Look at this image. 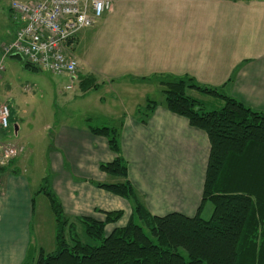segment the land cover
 Listing matches in <instances>:
<instances>
[{
  "label": "crops",
  "instance_id": "obj_1",
  "mask_svg": "<svg viewBox=\"0 0 264 264\" xmlns=\"http://www.w3.org/2000/svg\"><path fill=\"white\" fill-rule=\"evenodd\" d=\"M77 41L87 43L89 59L83 57V64L98 83L103 77L160 81L164 76H189L199 84L222 87L227 95L264 111V0H112V8L69 44L76 59L71 49ZM124 117L122 152L129 179L147 208L161 216L170 212L194 216L202 201L210 154L207 133L164 103L156 105L147 123L140 121L137 111ZM89 131H63L55 146L56 152L61 145L66 150L58 160L66 159L74 178L80 175L78 179L86 181H74L69 173L62 178L65 187L76 189L64 207L104 220L105 211H124L119 207L130 203L87 182L94 179L92 169L97 178H106L100 163L116 156L106 137ZM17 160L18 156L13 163ZM19 174H4L6 185L0 192V264H22L31 245L35 195L40 189L32 190ZM124 215L107 229L121 226Z\"/></svg>",
  "mask_w": 264,
  "mask_h": 264
},
{
  "label": "trees",
  "instance_id": "obj_2",
  "mask_svg": "<svg viewBox=\"0 0 264 264\" xmlns=\"http://www.w3.org/2000/svg\"><path fill=\"white\" fill-rule=\"evenodd\" d=\"M25 66L38 70L27 62ZM160 84L166 107L204 130L210 141L197 213H151L129 179L128 161L120 140L121 126H90L93 134L107 138L116 154L112 161L101 162L100 169L119 178L117 182L99 181L96 185L130 201L132 215L126 224L111 230L107 225L117 223L123 210L105 211L104 220L76 217L92 240L83 242L74 233L75 222L65 214L62 203L44 185L40 192L48 195L56 216L57 248L48 253L41 249L35 260L30 245L22 264H264V111L227 95L222 87L199 84L189 76H164ZM80 86L86 92L99 83L95 76L86 75L81 76ZM189 89L219 96L224 104L206 109L201 100L188 93ZM157 104L148 99L145 112L139 107L137 113L142 123H147ZM44 182L48 183L47 177ZM207 202L214 206L210 218L201 216ZM67 226L70 239L65 234Z\"/></svg>",
  "mask_w": 264,
  "mask_h": 264
},
{
  "label": "rangeland",
  "instance_id": "obj_3",
  "mask_svg": "<svg viewBox=\"0 0 264 264\" xmlns=\"http://www.w3.org/2000/svg\"><path fill=\"white\" fill-rule=\"evenodd\" d=\"M16 28L8 3L0 1V49ZM71 50L79 61L74 80L68 73L55 74L45 69L27 68L25 62L16 57L9 56L5 59V71L0 80V105L8 106L10 125L8 128L0 126L2 130L0 140L2 144H9L18 149V160L14 164L15 157L5 158L3 151H0V192L4 191L6 185L4 174L9 172H20L19 176L29 181L32 190L38 191L45 185L62 203L65 214L75 222L74 233L81 241L89 243L92 240L87 236L84 224L76 220L81 214H73L64 207L65 204L70 203V194L76 189L65 187L62 178L64 179L69 173L74 181L79 180V183L86 181L78 179L80 175L77 174L78 177L75 175L77 179L74 178L70 170L72 167L66 159H63V163L58 160L59 154L66 155L61 143L60 149L55 151V146L60 141L59 134L63 131L66 134L67 132L80 134V131H89V126L119 127L126 114L134 116L139 107L145 112L148 99L159 104L164 103L165 93L159 80H137L132 76L113 78L111 81L99 77V86L85 93L81 89L79 78L90 74L89 68L83 64V57L89 59L87 55L89 48L86 42L77 41ZM206 86L212 87V85ZM188 93L201 100L206 109L219 108L224 104L219 96L195 89H189ZM4 169H7L6 172ZM93 170L90 176L94 179L87 181L91 184V188L97 187L96 182L99 181H119V178L111 177L110 174L106 178H97L98 172ZM45 177L48 178V183L44 182ZM69 183L66 181L67 185ZM35 199L31 246L33 257L37 260L41 249L47 253L56 250L57 223L48 195L39 192L35 195ZM128 203L130 204L127 206L119 207L125 211L124 218L120 221L121 225L126 224L132 215V203L130 201ZM213 210V204L207 202L201 216L210 218ZM137 222L140 221L137 219ZM65 234L68 239L71 238L68 226L65 228ZM180 251L183 255H187L184 249Z\"/></svg>",
  "mask_w": 264,
  "mask_h": 264
},
{
  "label": "built area",
  "instance_id": "obj_4",
  "mask_svg": "<svg viewBox=\"0 0 264 264\" xmlns=\"http://www.w3.org/2000/svg\"><path fill=\"white\" fill-rule=\"evenodd\" d=\"M9 5L11 17L17 25L14 38L2 44L0 80L5 71L4 59L18 56L38 69L55 74L78 70V61L69 50V40L78 32L93 26L112 8V0H0ZM70 87V86H69ZM10 110L0 106V126L8 128ZM5 158L16 157L18 149L0 140Z\"/></svg>",
  "mask_w": 264,
  "mask_h": 264
}]
</instances>
